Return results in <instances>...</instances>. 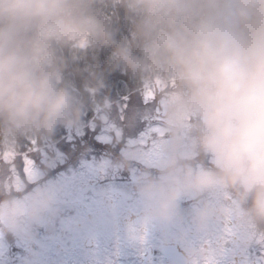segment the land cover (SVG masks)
Listing matches in <instances>:
<instances>
[{
  "label": "clouds",
  "instance_id": "clouds-1",
  "mask_svg": "<svg viewBox=\"0 0 264 264\" xmlns=\"http://www.w3.org/2000/svg\"><path fill=\"white\" fill-rule=\"evenodd\" d=\"M95 0H0V130L5 139L52 137L81 124L84 104L65 83L60 49L111 47V68L141 80L175 82L164 97L168 139L159 174L138 191L146 218L172 223L182 197L205 230L232 212L237 227L264 225V0H122L136 19L132 41L117 39L90 7ZM134 49H138L134 51ZM93 81H87L86 86ZM189 138L191 151L183 148ZM206 156L211 167L195 163ZM222 193L234 194L242 209ZM58 191L23 199L0 187V220L15 227L53 210ZM203 250L193 249V264Z\"/></svg>",
  "mask_w": 264,
  "mask_h": 264
},
{
  "label": "rangeland",
  "instance_id": "rangeland-1",
  "mask_svg": "<svg viewBox=\"0 0 264 264\" xmlns=\"http://www.w3.org/2000/svg\"><path fill=\"white\" fill-rule=\"evenodd\" d=\"M148 111L151 112L152 109ZM141 122L143 123V119ZM110 123L115 125L114 121ZM93 139L96 140L95 144L86 145L74 155L61 149L59 162L49 166L41 165L39 180L27 183L24 191L16 194V199L20 200L37 187H51L58 191L53 210L41 219L33 221L24 217L15 227L0 220V256L10 254L12 261L22 260L21 264H80L81 261L77 262V258L83 255L84 259H87L88 255L80 251L79 255L77 253L73 257L68 245L76 247L75 238L80 236L84 216L88 213L86 211L96 212L103 209L106 214L107 211H121L124 207L132 209L134 205L140 204L142 199L138 191L139 179L145 173L154 176L159 174L158 165L163 157L160 145L168 136L158 141L151 156L128 150V141L135 140L136 137L124 135L115 143H102L100 139ZM98 145L118 150V158L113 159L99 151ZM183 148L185 151H191L187 137ZM70 157H74L73 162ZM208 162L211 165L209 158ZM5 175L6 173L0 170V178ZM202 200L182 197L178 201L174 221L178 222L194 212ZM118 239L117 233L110 243L115 244ZM69 241L70 244H66ZM59 247H63L64 251H59ZM95 257L99 258L98 254H95ZM100 258L106 260L107 256ZM4 260L0 263L6 264Z\"/></svg>",
  "mask_w": 264,
  "mask_h": 264
},
{
  "label": "snow or ice",
  "instance_id": "snow-or-ice-1",
  "mask_svg": "<svg viewBox=\"0 0 264 264\" xmlns=\"http://www.w3.org/2000/svg\"><path fill=\"white\" fill-rule=\"evenodd\" d=\"M81 47L86 45L82 44ZM111 87L118 97L115 107L109 101L98 102L91 119L75 128L58 130L55 138H31L26 142L27 147L21 146L15 139H0V170L6 173L0 178V187L16 194L22 193L27 183L39 180L41 165L49 166L59 162L61 149L74 155L86 145L95 144L94 137L102 143H115L124 135L136 137L135 140L128 141V150L151 156L158 141L167 136L163 115L164 97L169 88L175 87V82L142 80L137 88L135 81L117 80ZM149 109L152 111L149 112ZM110 121H114L115 125ZM235 233L232 221L227 220L221 238L208 241L207 249L210 252L206 253L200 264H222L217 255V247L221 256L240 255L242 264H264V257L253 259L246 251L239 254L229 253L228 246ZM254 241L264 249V237ZM232 264H235V259Z\"/></svg>",
  "mask_w": 264,
  "mask_h": 264
},
{
  "label": "flooded vegetation",
  "instance_id": "flooded-vegetation-1",
  "mask_svg": "<svg viewBox=\"0 0 264 264\" xmlns=\"http://www.w3.org/2000/svg\"><path fill=\"white\" fill-rule=\"evenodd\" d=\"M221 196L227 205L243 208L242 202L234 194L222 193ZM210 198L209 194L199 197L203 199L201 204ZM142 205L139 209L133 206L132 209L124 207L121 211L110 212L111 215L107 218H93L88 229L83 224L80 236L82 248L85 250L87 241L93 242L91 250L99 244L103 245L101 241H104V249L102 247L94 253L99 257L107 256L106 260L99 258V264H193V249L203 250L199 257L202 262L206 253L210 252L207 249L208 241L219 240L226 221L230 219L236 233L228 246L229 253L239 254L246 251L250 258L264 257V249L254 241L264 237V225L250 223L237 227L231 211L223 221L210 223L205 230L196 228L193 212L178 222L161 224L149 221L145 206ZM117 233L119 239L111 244ZM173 249L177 253H172ZM216 250L222 264H232L233 259L235 264H242L240 255L221 256L218 247ZM85 251L89 252V249Z\"/></svg>",
  "mask_w": 264,
  "mask_h": 264
},
{
  "label": "trees",
  "instance_id": "trees-1",
  "mask_svg": "<svg viewBox=\"0 0 264 264\" xmlns=\"http://www.w3.org/2000/svg\"><path fill=\"white\" fill-rule=\"evenodd\" d=\"M90 10L101 22L110 25L117 34V39L121 41H132L136 19L130 14L122 0H95ZM83 43L74 46H67L60 49V54L68 61L64 80L70 89L82 100L84 104V115L82 121L89 120L94 113L95 105L100 102L109 101L115 107L118 97L113 93L111 85L114 81H135L139 88L142 80L130 72L112 70L111 47L92 48L81 47ZM139 53L138 49H134ZM92 80L93 83L86 86V82ZM93 90L95 93H93ZM58 130H65L61 127ZM57 133V132H56ZM36 136L26 135L17 137L15 140L23 147H27V141ZM56 134L52 136L55 138ZM3 131L0 130V139H3ZM58 142V141H57ZM94 148V147H93ZM98 150L105 152L111 158H118V150L108 146L98 145ZM72 162L74 157H70ZM51 177V176H49ZM8 257V258H7ZM2 259V257H0ZM6 264H21L11 260L10 254L6 255Z\"/></svg>",
  "mask_w": 264,
  "mask_h": 264
}]
</instances>
